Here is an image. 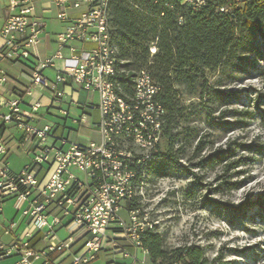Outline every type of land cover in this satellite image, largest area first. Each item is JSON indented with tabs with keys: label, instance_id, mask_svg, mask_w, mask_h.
Returning a JSON list of instances; mask_svg holds the SVG:
<instances>
[{
	"label": "built area",
	"instance_id": "2783aa9c",
	"mask_svg": "<svg viewBox=\"0 0 264 264\" xmlns=\"http://www.w3.org/2000/svg\"><path fill=\"white\" fill-rule=\"evenodd\" d=\"M173 1L201 10L210 0ZM251 1L223 0L219 10L229 13ZM110 2L7 0L0 14V88L9 83L1 62L19 64L35 58L27 95L33 96L34 88L41 87L50 92L51 104L68 115L62 104H76L78 90L97 92L99 104L88 108L100 112L99 138L89 137L88 143L81 144L60 134V125L41 122L42 94L25 102L6 97V89L2 91L0 155L8 152L2 133L15 127L21 132L19 146L32 159L20 171L0 159V214L2 203L15 198L26 219L25 230L15 240H0V262L15 258L13 264H63L70 257L69 264H88L109 244L120 250V234L148 254L142 238L155 224L141 207L127 206L147 196L152 182L149 166L161 151L167 110L159 101L161 86L149 68L137 71L132 95L120 93L114 80L118 47L113 41ZM40 3L44 14L56 11L62 24L56 34L57 49L47 58L39 55L48 24L38 11ZM71 10L79 13L73 15ZM150 50L151 55L157 52L156 43ZM49 69L55 71L53 78L46 74ZM16 228L18 222L11 220L5 234ZM61 228L69 231L67 238H60ZM40 241L44 243L41 248L37 246Z\"/></svg>",
	"mask_w": 264,
	"mask_h": 264
},
{
	"label": "rangeland",
	"instance_id": "374dc122",
	"mask_svg": "<svg viewBox=\"0 0 264 264\" xmlns=\"http://www.w3.org/2000/svg\"><path fill=\"white\" fill-rule=\"evenodd\" d=\"M6 2L0 0V8ZM48 24V31L56 27ZM175 89V146L170 151L163 136L161 154L170 157L162 171L152 172L147 196L139 200L144 216L170 255L200 246L209 264H264V38L254 39L235 61L208 69L193 90L181 84ZM80 96L99 104L97 92ZM62 108L69 114L54 109L47 120L63 125L66 119L71 136L64 137L88 143L86 126L93 128V140L99 138L97 108H89L90 114L75 104ZM12 160L17 171L27 162ZM15 204V198L2 203L1 223L9 226L14 216L19 223ZM58 234L64 239L69 231L61 228ZM108 258L102 255L93 264H110Z\"/></svg>",
	"mask_w": 264,
	"mask_h": 264
},
{
	"label": "trees",
	"instance_id": "16d2710c",
	"mask_svg": "<svg viewBox=\"0 0 264 264\" xmlns=\"http://www.w3.org/2000/svg\"><path fill=\"white\" fill-rule=\"evenodd\" d=\"M110 4L113 41L118 47L114 80L120 93L129 96L137 71L151 70L161 86L159 101L167 110L164 137L171 151L175 146L176 84L193 90L208 69L235 61L254 39L264 38V0H252L229 13L219 10L223 0H210L201 10L173 0H111ZM153 43L158 50L151 55ZM150 56L151 63L146 65ZM169 157L160 151L150 171H162ZM127 207L141 206L135 200ZM155 229H148L142 238L152 264H209L200 246L178 248L170 255Z\"/></svg>",
	"mask_w": 264,
	"mask_h": 264
},
{
	"label": "crops",
	"instance_id": "0c3cea01",
	"mask_svg": "<svg viewBox=\"0 0 264 264\" xmlns=\"http://www.w3.org/2000/svg\"><path fill=\"white\" fill-rule=\"evenodd\" d=\"M47 1L48 0H43V3L46 4ZM43 3H40L38 6L39 13L47 18L46 19L47 22H49V20H50L51 22L56 23V27L52 28L51 31H48L49 24H47L46 31L42 35V41H41V44L39 46L40 57L47 58V57L51 56L57 49L56 34L60 30H62V24L56 18V11H53L50 14H44L42 12V4ZM5 5H3L2 8H0V14L4 11ZM78 13H79V11H77V10H71V14H73V15H76ZM76 45L80 46L77 43H76ZM65 54L69 55V51L65 50ZM35 62H36L35 58H31V60H29L25 63H19V64L11 63L9 61L1 62V66L7 71L8 75H9V83L5 87L6 90L4 88H0V94L2 93L3 90H5L4 94L6 97H20V98H23L25 102L30 101L32 98L33 99L40 98V96L42 94L43 95L42 103L44 104V107L42 108V110L39 113L40 117L42 118L41 122L42 123L50 122L49 120H47V117L52 115V112L54 109L59 108V105L51 104L52 98H51L50 92L42 89L41 87H35L33 90V96H29L26 94L27 90L29 89V87L31 85L32 68H33ZM57 65L60 67V66H62V63L58 62ZM46 74L49 77L53 78L55 76V71L50 69L48 72L46 71ZM80 92H82V90H78L77 94L75 95V99L77 100V103L75 105L79 109L84 110V113H86L89 109L88 106L90 103L88 102V99L84 100L81 98ZM64 104H67V103H64ZM3 110L4 109L0 108V111H3ZM97 111H98V115H99V119H100V112L98 109H97ZM87 114H90V113L87 112ZM55 124L61 126L59 131H58L60 134H62L64 136L65 133L68 132V134L71 136L70 129H68V127L66 126V119H65V122L63 125L60 122H56ZM85 124H87V121L85 122ZM97 124H96V127H97ZM84 128L87 130L89 129V131H90L89 137L93 138L92 137L94 134L93 128H88L86 126H84ZM69 135H68V137H69ZM20 137H21V132L19 130H17L15 127H10V128H8V130H6L2 133V138H3L4 143L7 146L8 152H7V154H1L0 159H4V158L7 159L12 170H14V171H17V169H15L13 167V164H12L13 163V160H12L13 156H17L19 158L25 159L27 161L26 164L31 162V155L27 151H25L23 148H21L18 144V140L20 139ZM77 141L81 144H85V143L80 142L78 139H77ZM26 164H24V166ZM21 166L22 165H20V167ZM8 199H12V198H8ZM8 199H6L5 201H7ZM16 209H17V207H16ZM16 214H20V211L18 209H17ZM20 216H21V214H20ZM12 220H16L15 216ZM25 221H26V219H24L21 216V219L18 223V228H16L12 234H5V231L9 226H7L6 223H4V221L2 223L0 221V240L7 242V243H10L13 240H15V237L21 235L23 233V231L25 230ZM23 225H24V228H22V230H20V228L23 227ZM109 234H110V232H109ZM118 237H119L118 243L120 246V250H114L111 247V245L109 244L106 250L100 251L97 254L96 259L92 260L88 264H93L95 261H97L99 258H101L102 255H105V258L107 260L109 259L108 257H110V259H111L110 264H152L149 255L146 254L143 249L136 248L135 246H133L130 242H128L124 238L123 234H120ZM37 246L39 248H41L44 246V243L40 241ZM125 252H127L128 255H125L124 254ZM54 257H57V255H55ZM65 257L66 256H62L60 258L65 259ZM8 260L10 261L11 258ZM5 261H7V260H3L1 262H5ZM70 261H71L70 257L66 258L64 260L63 264H69Z\"/></svg>",
	"mask_w": 264,
	"mask_h": 264
}]
</instances>
